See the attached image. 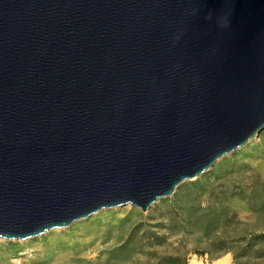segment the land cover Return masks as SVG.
Instances as JSON below:
<instances>
[{
  "label": "water",
  "instance_id": "water-1",
  "mask_svg": "<svg viewBox=\"0 0 264 264\" xmlns=\"http://www.w3.org/2000/svg\"><path fill=\"white\" fill-rule=\"evenodd\" d=\"M263 130L264 0H0V240L145 212Z\"/></svg>",
  "mask_w": 264,
  "mask_h": 264
},
{
  "label": "rangeland",
  "instance_id": "rangeland-1",
  "mask_svg": "<svg viewBox=\"0 0 264 264\" xmlns=\"http://www.w3.org/2000/svg\"><path fill=\"white\" fill-rule=\"evenodd\" d=\"M264 264V130L147 211L104 209L24 241L0 264Z\"/></svg>",
  "mask_w": 264,
  "mask_h": 264
},
{
  "label": "clouds",
  "instance_id": "clouds-1",
  "mask_svg": "<svg viewBox=\"0 0 264 264\" xmlns=\"http://www.w3.org/2000/svg\"><path fill=\"white\" fill-rule=\"evenodd\" d=\"M212 16H213L212 12L209 11V12L207 13V15L205 16V19L211 20V19H212ZM218 23H219V26H220V27H227V26H228V22H227L224 18H221V19L218 21Z\"/></svg>",
  "mask_w": 264,
  "mask_h": 264
},
{
  "label": "bare ground",
  "instance_id": "bare-ground-1",
  "mask_svg": "<svg viewBox=\"0 0 264 264\" xmlns=\"http://www.w3.org/2000/svg\"><path fill=\"white\" fill-rule=\"evenodd\" d=\"M191 264H202L198 261H192ZM211 264H228V260L227 259H222V260H218V261H215Z\"/></svg>",
  "mask_w": 264,
  "mask_h": 264
}]
</instances>
